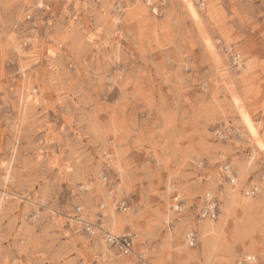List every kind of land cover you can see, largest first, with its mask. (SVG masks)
Returning <instances> with one entry per match:
<instances>
[{
	"label": "rangeland",
	"instance_id": "374dc122",
	"mask_svg": "<svg viewBox=\"0 0 264 264\" xmlns=\"http://www.w3.org/2000/svg\"><path fill=\"white\" fill-rule=\"evenodd\" d=\"M100 204L150 264H264V0H0V264H125Z\"/></svg>",
	"mask_w": 264,
	"mask_h": 264
},
{
	"label": "built area",
	"instance_id": "2783aa9c",
	"mask_svg": "<svg viewBox=\"0 0 264 264\" xmlns=\"http://www.w3.org/2000/svg\"><path fill=\"white\" fill-rule=\"evenodd\" d=\"M146 5L150 7V11L153 16H160L161 12L159 5H154L151 2H146ZM232 62L234 66H236L238 69H241V62L239 61L238 56H234ZM214 136L218 140H225L227 138L225 129H216L214 131ZM221 174L222 177L231 185H233L236 181L228 165H223L221 167ZM102 180L105 181L106 178L103 177ZM80 190L81 192L86 191L85 188H81ZM258 193V188L253 187L249 191H247L245 195L252 197L257 195ZM114 208L115 211L120 214H125L129 210V206L123 200L114 203ZM98 210L99 211L94 222H88L87 220H79L84 233L89 238L100 239L102 245L105 246L113 254V256H116L121 260H125V264H150L147 261L145 254L137 251L136 245L138 235L134 232H124L119 235L108 232L103 227V221L105 218V215L103 213L104 206L100 204ZM169 210L173 214L177 215L181 214L184 210L183 202L179 198V195L175 192H173L172 194ZM217 210L218 207L215 198L209 194H205L202 204L196 214L197 221H202L205 219H216ZM184 244L188 248H193L198 244V234L194 228L189 229L185 233ZM108 254L109 256H111L110 253ZM252 262L253 257L247 256L237 261L236 264H251Z\"/></svg>",
	"mask_w": 264,
	"mask_h": 264
},
{
	"label": "bare ground",
	"instance_id": "6f19581e",
	"mask_svg": "<svg viewBox=\"0 0 264 264\" xmlns=\"http://www.w3.org/2000/svg\"><path fill=\"white\" fill-rule=\"evenodd\" d=\"M28 98V97H27ZM6 171H8V170H6ZM8 175V174H7ZM7 175H6V178H7ZM235 183V182H234ZM234 189V188H233ZM6 196V195H5ZM225 196V195H224ZM234 198V197H233ZM232 200V199H231ZM235 200V199H234ZM233 201V200H232ZM224 205V204H223ZM227 206V205H226ZM227 209L229 208V206L228 207H226ZM225 208V209H226ZM224 209V208H223ZM227 209L225 210V212L228 214V212H227ZM230 210V209H229ZM168 214H169V212H168ZM168 214H166L165 216H167ZM160 215V214H159ZM226 215V214H225ZM161 216H163V215H161ZM164 216V218H166ZM169 219V218H168ZM206 220H208V219H206ZM121 222H123V223H125V221L124 220H121ZM217 223V222H216ZM113 225L116 227L117 225H118V223L117 224H115V223H113ZM223 225V224H222ZM200 229H202L201 231H202V235H203V237H202V246H203V249H202V251L204 252V254L206 253V252H208L210 249H212V247H213V244H214V241H215V239H214V236L216 235V233L219 231V229H220V226L218 225V224H215V223H212V221L211 220H208V221H205V223L203 224V226H202V228H200ZM106 230V229H105ZM200 232V231H199ZM201 235V234H200ZM218 244V243H217ZM225 247V246H224ZM214 248V247H213ZM108 250V249H107ZM107 250H104L103 252H108ZM109 253H110V255H111V257H114V258H116V259H119V258H117L116 256H113V254L109 251ZM203 255V254H202ZM203 257H204V255H203ZM211 257V256H210ZM208 258V257H207ZM253 260H254V258H253ZM122 261H124L125 262V260H122ZM126 263V262H125Z\"/></svg>",
	"mask_w": 264,
	"mask_h": 264
},
{
	"label": "snow or ice",
	"instance_id": "6c2138e0",
	"mask_svg": "<svg viewBox=\"0 0 264 264\" xmlns=\"http://www.w3.org/2000/svg\"><path fill=\"white\" fill-rule=\"evenodd\" d=\"M42 6V5H41Z\"/></svg>",
	"mask_w": 264,
	"mask_h": 264
}]
</instances>
